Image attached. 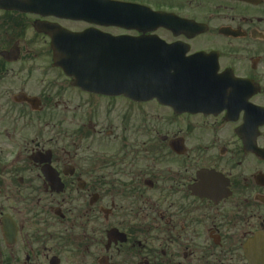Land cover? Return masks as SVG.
Here are the masks:
<instances>
[{"label":"flooded vegetation","instance_id":"flooded-vegetation-1","mask_svg":"<svg viewBox=\"0 0 264 264\" xmlns=\"http://www.w3.org/2000/svg\"><path fill=\"white\" fill-rule=\"evenodd\" d=\"M119 1L191 21L190 51L246 95L214 112L192 76L177 111L85 92L49 35L87 26L0 4V264H264V0Z\"/></svg>","mask_w":264,"mask_h":264},{"label":"rangeland","instance_id":"rangeland-1","mask_svg":"<svg viewBox=\"0 0 264 264\" xmlns=\"http://www.w3.org/2000/svg\"><path fill=\"white\" fill-rule=\"evenodd\" d=\"M150 2H155L156 0H149ZM168 3L169 1L166 0ZM201 46V45H200ZM234 48H236V44H234L232 47H228L226 46V52L225 53H235L234 52ZM225 62L228 63L229 62V58H226L225 59ZM151 110H154L155 112L159 113L160 111L159 110H156V109H151ZM158 127H160L161 125H157ZM157 128V127H156Z\"/></svg>","mask_w":264,"mask_h":264},{"label":"water","instance_id":"water-1","mask_svg":"<svg viewBox=\"0 0 264 264\" xmlns=\"http://www.w3.org/2000/svg\"><path fill=\"white\" fill-rule=\"evenodd\" d=\"M27 4H28V6H30V7L32 6L33 7L32 3L30 1H28Z\"/></svg>","mask_w":264,"mask_h":264}]
</instances>
